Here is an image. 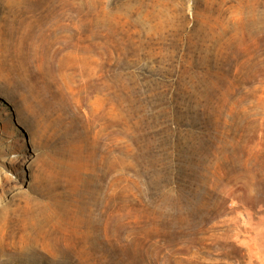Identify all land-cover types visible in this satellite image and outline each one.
Segmentation results:
<instances>
[{
    "label": "rangeland",
    "instance_id": "rangeland-1",
    "mask_svg": "<svg viewBox=\"0 0 264 264\" xmlns=\"http://www.w3.org/2000/svg\"><path fill=\"white\" fill-rule=\"evenodd\" d=\"M0 264H264V0H0Z\"/></svg>",
    "mask_w": 264,
    "mask_h": 264
}]
</instances>
